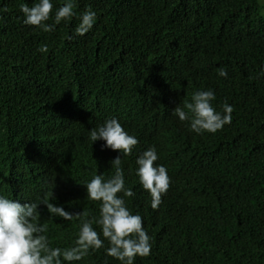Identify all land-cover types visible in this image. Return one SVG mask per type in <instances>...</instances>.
Here are the masks:
<instances>
[{"label": "trees", "instance_id": "trees-1", "mask_svg": "<svg viewBox=\"0 0 264 264\" xmlns=\"http://www.w3.org/2000/svg\"><path fill=\"white\" fill-rule=\"evenodd\" d=\"M23 3L33 0H0V194L98 215L82 182L112 174L119 152L92 145L88 131L116 117L139 140L121 157L135 193L128 206L152 238L151 255L136 264H264L259 1L75 0L77 14L91 7L97 20L71 40L75 17L43 32L23 24ZM207 89L218 111L225 101L233 106V119L197 135L171 111ZM152 145L171 178L156 210L135 175L137 156ZM38 211L53 246L72 243L78 221L53 218L43 204ZM79 264L119 262L102 248Z\"/></svg>", "mask_w": 264, "mask_h": 264}, {"label": "clouds", "instance_id": "clouds-1", "mask_svg": "<svg viewBox=\"0 0 264 264\" xmlns=\"http://www.w3.org/2000/svg\"><path fill=\"white\" fill-rule=\"evenodd\" d=\"M75 0H63L55 6L53 0H33L32 6L23 3L20 11L23 24L43 32H53L62 22L74 17L78 23L73 37H83L96 24L97 13L87 7L79 14L75 11ZM53 20V23H48ZM47 53L48 46L38 48ZM218 75L228 78L226 67L217 70ZM217 99L213 89L191 93L190 99L179 103L171 114L180 122H187L190 132L197 135L216 134L232 123L233 106L224 102L221 110L213 106ZM88 140L93 145L103 141L102 150L107 148L119 155L110 161L112 174L106 176L93 172L90 179L82 182L87 191V200L97 203L98 215L87 211L70 212L56 206L48 199L21 203L0 194V264H79L90 252L104 249V254L119 264H136L137 258H147L152 253L151 236L144 227L143 217L133 214L128 199L135 193L126 187L121 157L133 154L139 144L135 134L130 133L116 117H110L88 131ZM156 146L152 145L139 153L135 160V175L143 190L151 198V208L156 210L170 187L168 169L161 163ZM47 207L51 217L64 221H78L74 239L66 247L53 246L47 235L48 227L41 223L39 206ZM107 243V247H105Z\"/></svg>", "mask_w": 264, "mask_h": 264}, {"label": "rangeland", "instance_id": "rangeland-1", "mask_svg": "<svg viewBox=\"0 0 264 264\" xmlns=\"http://www.w3.org/2000/svg\"><path fill=\"white\" fill-rule=\"evenodd\" d=\"M258 1H259V4H260V7H261V15L264 16V6H263L264 0H258Z\"/></svg>", "mask_w": 264, "mask_h": 264}, {"label": "bare ground", "instance_id": "bare-ground-1", "mask_svg": "<svg viewBox=\"0 0 264 264\" xmlns=\"http://www.w3.org/2000/svg\"><path fill=\"white\" fill-rule=\"evenodd\" d=\"M106 174V173H105Z\"/></svg>", "mask_w": 264, "mask_h": 264}]
</instances>
